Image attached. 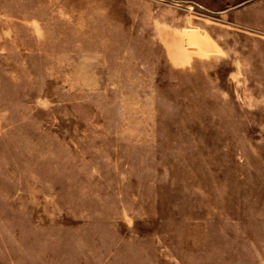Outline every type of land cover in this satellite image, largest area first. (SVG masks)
<instances>
[{
  "label": "rangeland",
  "instance_id": "374dc122",
  "mask_svg": "<svg viewBox=\"0 0 264 264\" xmlns=\"http://www.w3.org/2000/svg\"><path fill=\"white\" fill-rule=\"evenodd\" d=\"M218 1L0 0V264H264V0Z\"/></svg>",
  "mask_w": 264,
  "mask_h": 264
},
{
  "label": "crops",
  "instance_id": "0c3cea01",
  "mask_svg": "<svg viewBox=\"0 0 264 264\" xmlns=\"http://www.w3.org/2000/svg\"><path fill=\"white\" fill-rule=\"evenodd\" d=\"M179 1H181V2H184V3H196V1L197 0H179ZM204 3H205V5L207 6V7H209V9L210 8H212L213 7V9L214 8H217L218 9V11L219 12H221L222 13V15H227V16H230V12L229 11H227V5H225V4H222L220 1H218V0H202ZM217 5V6H216ZM190 6V5H189ZM189 6H187L186 7V9L189 7ZM252 15L253 16H256V18H255V20H256V23H254V24H251V27L253 26V27H258V28H260V29H263L264 30V17H263V15H264V13H262V15H261V11H258V13H257V15H259V16H257V15H255L253 12H252ZM251 15V16H252ZM234 19V18H233ZM236 22H240V23H242V24H245V25H249L250 26V24H248V23H246V22H242V21H238V20H236V19H234ZM254 39H256L255 37H254ZM246 56H249V57H251V58H257V56L259 57V56H264V53H252V52H250L249 54H246V53H242L241 54V57L242 58H245ZM241 59V58H240ZM243 61V60H242ZM251 61H253V60H251ZM258 61V60H257ZM257 61H255V62H257ZM254 62V61H253Z\"/></svg>",
  "mask_w": 264,
  "mask_h": 264
}]
</instances>
